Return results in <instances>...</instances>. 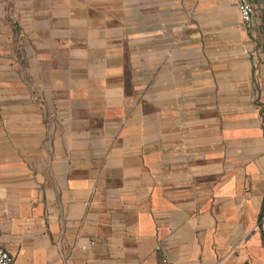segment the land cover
Here are the masks:
<instances>
[{
    "label": "crops",
    "instance_id": "1",
    "mask_svg": "<svg viewBox=\"0 0 264 264\" xmlns=\"http://www.w3.org/2000/svg\"><path fill=\"white\" fill-rule=\"evenodd\" d=\"M249 1L245 23L219 0H0L13 264H264V0Z\"/></svg>",
    "mask_w": 264,
    "mask_h": 264
},
{
    "label": "built area",
    "instance_id": "2",
    "mask_svg": "<svg viewBox=\"0 0 264 264\" xmlns=\"http://www.w3.org/2000/svg\"><path fill=\"white\" fill-rule=\"evenodd\" d=\"M236 10L239 13L240 19L248 23L251 21L253 15V6L249 0H233ZM0 264H13V257L6 251L1 244L0 233Z\"/></svg>",
    "mask_w": 264,
    "mask_h": 264
},
{
    "label": "rangeland",
    "instance_id": "3",
    "mask_svg": "<svg viewBox=\"0 0 264 264\" xmlns=\"http://www.w3.org/2000/svg\"><path fill=\"white\" fill-rule=\"evenodd\" d=\"M219 1H222V5H220L219 8H218L219 9V17L220 18L225 16V12H223L224 10H226L227 12L230 11V10H236V8H235L233 3H231V5L228 6V5H226L225 0H219ZM226 15H227V17H230L229 12L226 13Z\"/></svg>",
    "mask_w": 264,
    "mask_h": 264
}]
</instances>
